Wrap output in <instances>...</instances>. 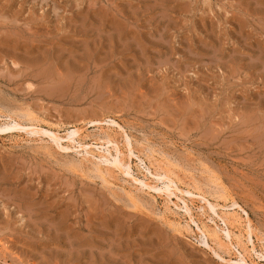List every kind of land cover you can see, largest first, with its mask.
<instances>
[{"label": "rangeland", "instance_id": "rangeland-1", "mask_svg": "<svg viewBox=\"0 0 264 264\" xmlns=\"http://www.w3.org/2000/svg\"><path fill=\"white\" fill-rule=\"evenodd\" d=\"M19 112L62 135L81 127L85 142L110 132L127 159L114 118L146 161L133 157L131 174L159 191L96 172L78 148L0 135V264H236L242 247L217 248L227 262L206 246L197 226L224 224L193 185L249 213L264 264V0H0V118Z\"/></svg>", "mask_w": 264, "mask_h": 264}, {"label": "bare ground", "instance_id": "bare-ground-1", "mask_svg": "<svg viewBox=\"0 0 264 264\" xmlns=\"http://www.w3.org/2000/svg\"><path fill=\"white\" fill-rule=\"evenodd\" d=\"M8 113V112H7ZM22 113L23 112H19ZM4 114V113H3ZM24 114V113H23ZM10 115V114H9ZM4 116V115H3ZM13 116V115H11ZM11 120L10 121H5L3 119L0 118V135H4V134H7V133H15V132H18V134L21 136L23 135L22 133H20V131L22 130H25L26 133L29 135V133H33V134H37L38 137H29L30 138V142L31 141H44V144L49 142L50 141L52 143H56V145L61 148L62 150H71L73 149L74 147L75 148H78V153L80 154V157H81V162L83 161H88L90 162L91 164H93L92 166H94V170L100 174H103V173H106L108 174V172H111L113 171L114 169L116 170H119V172L121 173H126L127 175H129L132 179L131 180H134L136 181V183H140L141 185L143 186H146L148 187L149 189H156L155 192L157 191V186L156 185H151L150 183L152 182H149V180H147L149 183H147L146 181L144 180H140L139 178H136L135 176H133V174H131V163L133 161V157L137 158L138 161L140 160V162H144L143 164H146V161L144 159H142L141 155L139 156L138 154H135V151H134V148L135 146L132 145L131 143V137L129 136V134L127 133V129L124 128V126L119 123V121L117 120H114V118L112 119H106V126H108V130H112V131H120L121 133H123L125 135V138H126V141H127V149H128V153L127 154V159L125 158H122L120 157L119 155H124L123 151L121 150L120 148V145H119V141L116 139L115 136L111 135L110 132L108 133H104L106 132V130H103L104 134H106L105 136H101L99 138H96V142H85L83 141L84 138L87 136V134H84V130L83 128L81 127H77L75 126L74 128H72L70 131H68L67 129V132L64 133V135L60 134V129H59V126H54V125H51V124H48V125H44L45 127L47 126L48 128H43V125L39 123V121H37L34 117H33V114L31 112H27L24 114V116L22 117H25L26 116V120H30V123H28L29 125H27V121L26 120H22V122H26V124H23L22 122L18 121V118L17 117V120L14 119L13 117H11ZM17 116H19L17 114ZM5 117V116H4ZM9 116L6 115V118H8ZM15 117V116H14ZM21 117V116H20ZM21 117V118H22ZM3 118V117H2ZM5 118V119H6ZM102 120V119H101ZM99 119H90L88 120V124L90 123L91 126H96V125H100L102 124V122H105V121H101ZM52 122V121H51ZM53 124V123H52ZM87 124V123H86ZM104 124V123H103ZM57 125V124H56ZM63 125V124H62ZM101 127V126H100ZM62 129V128H61ZM100 129V128H99ZM102 129V128H101ZM129 129V128H128ZM24 131V132H25ZM101 132V130H100ZM118 132V133H120ZM26 133H24L26 135ZM113 133V132H112ZM117 133V132H115ZM114 133V135H115ZM120 133V134H121ZM16 134V133H15ZM17 134V136H18ZM8 135V134H7ZM27 135V136H28ZM32 135V134H31ZM122 135V134H121ZM89 136V135H88ZM97 136V135H96ZM123 136V135H122ZM121 137V136H120ZM87 138V137H86ZM85 138V139H86ZM29 141V140H28ZM64 141L66 143H64ZM99 144L100 147H97V148H94L92 147V144ZM51 144V143H50ZM12 145V144H11ZM107 145V146H106ZM124 145V144H123ZM140 145V143H139ZM97 146V145H95ZM109 146H111L109 148ZM107 147L106 151H102L103 148ZM122 147V146H121ZM124 147V146H123ZM150 147V146H149ZM148 147V148H149ZM115 150V156L113 155L112 153V150L113 149ZM125 148V147H124ZM138 148V146H137ZM142 149V148H140ZM53 150V149H52ZM57 150V149H56ZM76 151V149H74ZM125 150V149H124ZM127 151V150H126ZM153 151V150H152ZM48 152V151H47ZM62 152V151H61ZM114 152V151H113ZM139 152V150H138ZM157 152V151H156ZM150 153V152H149ZM148 153V154H149ZM162 152H160L161 154ZM147 154V153H145ZM153 154V153H152ZM151 154V155H152ZM78 156V155H77ZM113 156L114 157V161L112 163H110L112 160L109 158ZM119 156V157H118ZM148 156V155H147ZM146 156V157H147ZM124 157V156H123ZM112 158V157H111ZM145 158V157H144ZM98 159V160H97ZM157 159V158H156ZM155 159V160H156ZM79 160V158H78ZM111 160V161H110ZM148 160H149V165H148V169L150 170L151 168H154V171H151L152 174H154V176H158L159 177H162L164 178V180H167L168 182H170L169 184H173V188L174 190L177 192H180L181 194L184 195V193H191L190 195H193V191H190V189H187V188H184V189H187V190H184L183 187L181 188L180 185H184L183 184V180L180 179V177L178 176V173L175 172V169L172 168L170 169V166H169V162L167 161V164H164L166 166H162L163 163H161L162 165L160 164H157L154 163V159L152 160L150 156H148ZM158 160V159H157ZM164 161L165 158H164ZM80 162V163H81ZM157 162V161H156ZM163 162V160H162ZM79 163V164H80ZM102 163H105V164H102ZM109 163L111 165V167L109 166ZM134 163V162H133ZM172 163H175V162H172ZM82 164V163H81ZM137 164V163H136ZM171 164V163H170ZM176 164V163H175ZM178 164V163H177ZM85 165V164H84ZM138 165V164H137ZM182 165V164H181ZM139 166V165H138ZM172 167V166H171ZM124 168H126L124 170ZM106 171V172H105ZM140 171V170H139ZM189 171V170H188ZM150 172V171H149ZM181 173V172H179ZM96 174V173H95ZM99 174V175H100ZM111 174V173H110ZM110 174H108V176H110ZM188 174V173H187ZM106 175V174H105ZM104 175V176H105ZM112 175V174H111ZM185 175V174H184ZM210 175V174H209ZM107 176V175H106ZM189 176V175H188ZM193 176V175H192ZM191 176V177H192ZM102 177V176H100ZM113 177V176H111ZM103 178V177H102ZM108 179V178H107ZM128 179V178H127ZM157 179V178H155ZM160 179V178H159ZM105 180V179H104ZM118 180V179H117ZM129 180V179H128ZM162 180V179H161ZM189 180V179H188ZM192 181V180H190ZM125 182V181H124ZM127 182V181H126ZM210 182V181H209ZM134 183V182H133ZM164 183V182H163ZM185 183V182H184ZM157 184V183H156ZM166 184V183H165ZM186 184H189V183H186ZM185 184V185H186ZM192 184V183H191ZM204 184V183H203ZM126 185V184H125ZM124 185V186H125ZM210 185V184H209ZM215 185V184H214ZM217 185V184H216ZM215 185V186H216ZM132 186V185H131ZM172 186V185H171ZM199 186V185H198ZM135 188V185L133 186ZM167 187V186H165ZM169 187V186H168ZM187 187V185H186ZM190 187H193L194 189H196V191L198 190V194L197 196L204 201V204L207 206H209L213 211H215L214 213L216 214V217L219 218L223 224H224V227H221L218 225L217 221L212 218V222H213V226H203V227H200L197 226V228H199L200 232L203 233V236L205 235L207 237V239H209L208 241H212L215 245H216V248L213 247L209 242L206 241V246L212 250V252L214 251L216 256H218L220 259H222L223 261H227V262H230L231 259H226L224 258L220 253L219 251H217L216 249H221L228 252L229 249L231 248H236L235 246H240L243 248L244 250V253L242 251H237L238 253V259H236V261H234L236 264H255L256 262L252 259V252H255V241L253 239L254 237V228L252 226V221H251V217L249 215V213L247 211H245L241 205L239 203L236 202V200H233L231 202H233L231 205V207H228L229 209H225V206L226 205H220L218 203H215L211 201V197H208L207 196V193L203 192L202 191V187L199 188L195 185L193 186H190ZM206 187V186H205ZM220 187V185H219ZM125 188V187H124ZM160 188V187H159ZM128 189V188H127ZM135 189H138V187H136ZM161 189V188H160ZM168 189L170 188H167L165 191H168ZM201 189V190H200ZM121 190V189H120ZM123 190V189H122ZM131 190V189H130ZM138 190H142V189H138ZM145 190V188H144ZM143 190V191H144ZM171 190V189H170ZM207 190V189H206ZM218 190V189H217ZM154 191V190H153ZM159 191V190H158ZM157 191V192H158ZM174 191V192H175ZM128 192V190L126 191ZM131 192V191H130ZM136 192V191H135ZM139 192V191H138ZM149 192V190H148ZM156 192V193H157ZM163 192V191H162ZM161 192V193H162ZM173 191L172 192H168L165 194V196H172V194L174 195ZM207 192V191H206ZM217 192V191H216ZM215 192V193H216ZM133 193V192H132ZM171 193V194H170ZM179 193V194H180ZM214 193V192H213ZM152 194V193H151ZM177 194V193H176ZM217 194V193H216ZM130 195V194H129ZM138 195V193H137ZM145 195V194H144ZM150 195V194H149ZM159 195V194H158ZM161 195V194H160ZM188 195V196H190ZM131 196V195H130ZM135 196V195H134ZM153 196V195H152ZM182 196V195H181ZM195 196V195H193ZM210 196V195H209ZM213 196V195H212ZM150 197V196H149ZM162 197V196H161ZM178 197V196H177ZM180 197V196H179ZM151 198V197H150ZM170 199V197H168ZM188 198V197H186ZM213 199H215V197H212ZM228 198V197H227ZM225 198V199H227ZM138 199V198H137ZM168 199V200H169ZM196 199V198H195ZM179 200V199H178ZM177 200V201H178ZM183 202H184V206H185V210H186V213L189 215L190 217V221L193 222V215L191 213V206H189V203L187 202V200L183 197L182 198ZM190 200V202H194V198H191V199H188ZM218 200V199H217ZM224 200V199H222ZM167 201V199H166ZM182 202V203H183ZM225 202V201H224ZM230 202V201H229ZM173 203V202H172ZM170 204V203H168ZM174 204V203H173ZM179 204V203H178ZM225 204V203H224ZM191 205V204H190ZM194 205V204H193ZM204 207V208H207V207ZM228 206V205H227ZM217 207H221L220 210H217ZM233 207V208H232ZM178 208V207H177ZM202 208V206H201ZM232 208V209H231ZM179 209H182L179 207ZM151 210V209H150ZM200 210V209H199ZM202 210V209H201ZM232 210V211H230ZM239 210H241L243 212V214L239 213ZM197 211V210H196ZM176 212V211H175ZM173 214V213H172ZM157 215V214H156ZM183 215V214H182ZM209 216V215H208ZM184 217V216H183ZM205 217V215H204ZM187 220V219H186ZM207 220V219H206ZM200 222V221H199ZM197 223L194 221V224ZM176 224V223H175ZM182 225V224H181ZM186 225V224H185ZM197 225V224H196ZM195 225V227H196ZM207 225V224H206ZM187 227H190V226H187ZM186 227V228H187ZM185 228V229H186ZM234 229H237V233L235 232ZM189 230L192 231L191 228H189ZM189 230H186L189 231ZM245 231V234L247 235V237H245V235L243 234L244 231ZM226 234V238L228 239V241L226 242V240H224L223 238V234L222 232ZM193 233V231H192ZM200 235V234H199ZM256 235V234H255ZM204 236V238H205ZM257 236V235H256ZM200 237V236H199ZM259 237V236H258ZM203 238V239H204ZM263 238V237H262ZM233 239H235V242H236V245L234 244L233 242ZM206 240V239H205ZM205 240H202V241H205ZM201 241V242H202ZM232 246V247H231ZM249 246H251V248H249ZM205 247V246H204ZM220 251V252H221ZM225 252V253H226ZM229 253H231V251H229ZM228 253V254H229ZM248 253V255L246 254ZM256 254V253H255ZM236 255V254H235ZM263 257L264 259V254H260L258 255V257ZM230 257V256H229ZM231 258V257H230ZM233 262V260H232Z\"/></svg>", "mask_w": 264, "mask_h": 264}]
</instances>
